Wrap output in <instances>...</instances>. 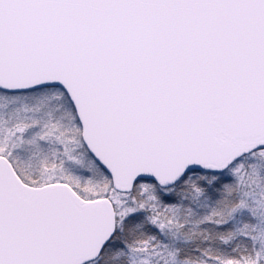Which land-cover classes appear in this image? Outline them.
Listing matches in <instances>:
<instances>
[{
  "label": "snow or ice",
  "instance_id": "6c2138e0",
  "mask_svg": "<svg viewBox=\"0 0 264 264\" xmlns=\"http://www.w3.org/2000/svg\"><path fill=\"white\" fill-rule=\"evenodd\" d=\"M0 264H264V0H0Z\"/></svg>",
  "mask_w": 264,
  "mask_h": 264
}]
</instances>
